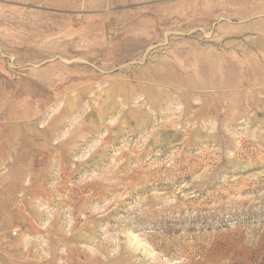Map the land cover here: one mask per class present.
I'll return each mask as SVG.
<instances>
[{
	"label": "rangeland",
	"instance_id": "obj_1",
	"mask_svg": "<svg viewBox=\"0 0 264 264\" xmlns=\"http://www.w3.org/2000/svg\"><path fill=\"white\" fill-rule=\"evenodd\" d=\"M0 264H264V0H0Z\"/></svg>",
	"mask_w": 264,
	"mask_h": 264
}]
</instances>
